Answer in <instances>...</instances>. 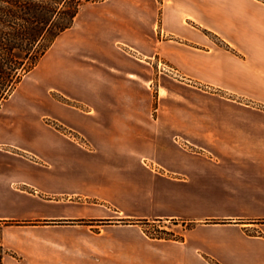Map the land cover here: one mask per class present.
<instances>
[{
    "label": "crops",
    "instance_id": "0c3cea01",
    "mask_svg": "<svg viewBox=\"0 0 264 264\" xmlns=\"http://www.w3.org/2000/svg\"><path fill=\"white\" fill-rule=\"evenodd\" d=\"M0 221L2 264H264V0L83 5L0 103Z\"/></svg>",
    "mask_w": 264,
    "mask_h": 264
},
{
    "label": "trees",
    "instance_id": "16d2710c",
    "mask_svg": "<svg viewBox=\"0 0 264 264\" xmlns=\"http://www.w3.org/2000/svg\"><path fill=\"white\" fill-rule=\"evenodd\" d=\"M97 1L101 0H0V103L36 66L58 35L72 26L82 6ZM158 238L181 239L182 235ZM3 253L0 245V264Z\"/></svg>",
    "mask_w": 264,
    "mask_h": 264
},
{
    "label": "rangeland",
    "instance_id": "374dc122",
    "mask_svg": "<svg viewBox=\"0 0 264 264\" xmlns=\"http://www.w3.org/2000/svg\"><path fill=\"white\" fill-rule=\"evenodd\" d=\"M184 226L185 224L181 221H160L152 224L148 230V234L152 237H165L170 234L179 235L184 230Z\"/></svg>",
    "mask_w": 264,
    "mask_h": 264
}]
</instances>
